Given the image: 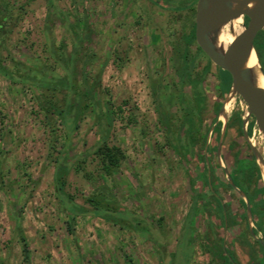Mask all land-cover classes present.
I'll list each match as a JSON object with an SVG mask.
<instances>
[{"label":"rangeland","instance_id":"obj_1","mask_svg":"<svg viewBox=\"0 0 264 264\" xmlns=\"http://www.w3.org/2000/svg\"><path fill=\"white\" fill-rule=\"evenodd\" d=\"M9 1L23 9L18 21L9 22L3 29L5 50L1 49L0 54L7 63L13 57L27 68L32 66L21 56L26 53L34 61L52 65L46 53L47 42L58 50L62 44L66 52L71 50L68 34L53 12L45 32L49 0ZM55 4L70 21L74 20L73 10L80 16H89L95 34L89 52L95 60L87 72L91 79L99 77L94 100L103 111H111L113 122L107 141L122 150L125 160L109 177L101 173L94 156L76 169L74 156L95 149L100 134H104L96 124V108L88 103L86 115L65 144L64 127L57 118L48 122L40 110L39 92L0 76V264H159L162 255L158 244L165 248V262L169 264H178L180 258L183 263L179 264H211L210 254H214L200 235L201 221L195 222L194 236L187 229L190 186L193 184L197 193L207 181L203 180L207 174L198 175L204 164L209 167L206 173L216 169L219 179L225 180L222 170H226L237 182H244L247 189L257 173L242 125L235 121L234 114L239 113L242 119L247 113L238 99L227 113L220 151L223 168L218 164L215 137L221 122H216L217 108L225 96L218 88L217 69L212 64L202 85L205 107L194 120L197 132L193 152L187 157L177 153L179 128L192 110V103L191 89L186 82L180 85L176 69L180 66L178 53L184 36L194 21L195 6L180 11L161 10L150 0H56ZM188 52L192 74L208 66V59L195 53L194 45L188 47ZM82 60L78 56V73ZM222 80L228 81L226 76ZM46 96L51 98L52 94ZM164 118L169 120V127L164 125ZM207 130L212 132L203 145ZM250 139L262 154L263 139L256 127ZM60 152L69 166L63 178L62 197L54 188ZM86 175L101 178L103 189L127 211L126 219L142 218L139 227L146 232L144 236L92 213L87 199L99 195L100 188L91 185ZM202 189L206 191L205 186ZM222 193L226 200L235 199L227 191ZM196 198L201 202L204 196L198 194ZM61 199L87 213L76 214L71 221ZM216 254L217 264H231L228 252Z\"/></svg>","mask_w":264,"mask_h":264},{"label":"trees","instance_id":"obj_2","mask_svg":"<svg viewBox=\"0 0 264 264\" xmlns=\"http://www.w3.org/2000/svg\"><path fill=\"white\" fill-rule=\"evenodd\" d=\"M196 1L197 0H176L174 3L177 4V6L173 9L180 11L187 8H192ZM49 2L51 7L48 9L45 18V32H47L46 30L52 15L51 12H53V16L64 27L65 32L68 34L71 50L66 52V45L64 44H62L61 50H58L51 43L47 42L46 53L52 60L53 64L49 65L45 61H34L31 58L25 56L26 53H22L21 56L24 58V60L26 62H30L32 65L28 68L19 62H15L13 57L10 58L8 62L11 66L10 68L6 59L0 54V76L11 83L30 85L39 92V97L37 98L38 106L40 110L44 112L45 118L48 120V122L51 119L57 118L64 127L66 130L64 138L65 144L70 141V137L78 129L80 122L88 111L89 104L94 106L96 108V124L99 126L102 134H104H100V139L98 140L95 149L88 150L79 156H74L73 159L75 160V164H77L76 169H79V165L81 163H85L89 157L94 156L98 160L99 170L101 173L109 177L117 172L121 163L125 160V156L118 146H111L107 141V136L113 122L111 117L112 113L110 110H107V108H105L106 111H103L100 103L94 100V90L96 85L99 83V77H97L98 79L92 78V80L89 78V72H87L88 65L93 63L95 60L94 55L89 52L91 49H93L92 47L95 38L92 23H90L89 16L87 14L80 16L75 10L72 11L74 20L70 21L68 19V14L56 7V0H49ZM22 9V6L17 5L15 8V5L9 0H0V50H5L1 40V37H3L5 34L3 30L4 27L8 26L9 22H17L19 12L22 11ZM14 11H16V16L14 15ZM246 21L248 20L246 19ZM13 27H15V25ZM45 35L48 34L45 33ZM192 45L195 46V53L204 55L195 43L194 21L191 24V28L184 36V45H181L178 53L180 66L178 69H176L180 85H183L186 82L191 89L190 101L192 103V110L186 114V117L179 128L177 139L178 151L176 150L177 148L174 147L177 153H179V155L181 154L182 157H187L188 154L193 152L192 149L196 142L194 135L197 132L194 120L196 117H199V114L205 107L206 96L204 94L202 85L205 75L209 72V66L211 65L210 61L208 60V66L203 68L201 72L192 74V69L188 64V47ZM253 47L257 55L259 65L264 70V31L257 35L253 42ZM78 56H81L83 59L80 73H78L76 69ZM56 69L60 70L62 74L57 73ZM216 69L218 88L221 94L226 96L230 88V77L226 72L221 71L218 68ZM223 76H226V79H228L227 82L222 80ZM49 93L52 94L51 98L46 96V94L48 95ZM58 94L61 95V98H59ZM179 94L182 96V92ZM219 109L220 106L217 108V111ZM234 117L236 123L241 126L242 119L240 114L236 113L234 114ZM163 122L165 126H170L169 120L167 118H164ZM220 128L221 124L218 123V131ZM253 128L254 122L251 121L247 126V135L249 137ZM208 132L209 130H207L203 137V145L206 143ZM219 133L215 137L216 142H218L220 135ZM201 160H204V158H201ZM254 167L257 173L255 182L257 186H261L260 189L256 190L257 195L264 191V186L255 163ZM207 169H209V167L204 164L202 166V171L198 174L199 177L206 176ZM68 170L69 166L67 162L64 161V153L60 152L56 160L54 172V188L58 197L65 195L63 192V178L67 174ZM86 176L87 180L91 182V185L100 188L99 195L92 196L91 198L87 199V203H89L93 208L92 213L108 223L118 225L121 228H130L144 236L146 232H144V230L139 227L142 218H137V216H134L132 220L126 219L127 211L122 207L117 206L112 193L103 189L101 178L92 179V177H88L89 175ZM203 180H207V178ZM236 185L239 188L247 189V186H245L244 182H236ZM226 186L229 188V183H226ZM61 201L65 206L71 221L73 220V216L76 214L87 213V211H85L82 207L76 206L68 201L66 202L64 199H61ZM125 220H128L127 225L124 224ZM187 225V229H189V218ZM157 247L159 248L160 254L162 255L159 264L171 263L165 262V258L167 256L165 253V248L161 244H158ZM25 249L26 248H24V251H26ZM178 260V264L183 263L181 258Z\"/></svg>","mask_w":264,"mask_h":264},{"label":"water","instance_id":"obj_3","mask_svg":"<svg viewBox=\"0 0 264 264\" xmlns=\"http://www.w3.org/2000/svg\"><path fill=\"white\" fill-rule=\"evenodd\" d=\"M243 17H246V26L242 25ZM238 20L236 28L238 32L230 29L232 40L228 44L218 47L217 40L223 27ZM264 31V0H197L194 16V36L196 46L206 56L212 65L226 72L230 77V88L218 112L216 122H221V130L217 143V160L221 164V145L226 131L228 117L226 106L238 99L247 111L242 117V132L244 140L249 147L256 165L259 169L264 186L262 168H264V156L260 154L247 135L248 122L251 119L257 128L264 144V89L257 86L256 79L261 77L264 81V70L260 67L255 53L253 42L257 35ZM257 61V71L249 67L251 57ZM210 130L207 139L210 138ZM229 185L243 198L246 205V214L251 227L250 206L245 194L236 189L226 173ZM264 249V242L260 241Z\"/></svg>","mask_w":264,"mask_h":264},{"label":"flooded vegetation","instance_id":"obj_4","mask_svg":"<svg viewBox=\"0 0 264 264\" xmlns=\"http://www.w3.org/2000/svg\"><path fill=\"white\" fill-rule=\"evenodd\" d=\"M150 1L153 6L161 10H172L177 5L174 3L176 0ZM243 19L242 25L246 26V17ZM215 170L213 168L208 170L207 181L201 186L199 192L196 193L193 186H190L189 235L194 236L195 222L199 219L201 221L200 235L203 236L206 247H209L208 251L212 250L214 254H210L211 264L219 263L218 254H216L219 251L228 252L231 264H264V249L260 243V241L264 242V191L256 195V190L260 189L256 182H253L250 189L239 188L233 174H228L248 200L252 222L250 227L243 198L232 190L231 186L229 188L226 186V183H229L226 177L228 172L222 170L226 179L221 180ZM204 186L205 192L202 189ZM223 190L227 191L228 195L229 193L234 195L235 199L226 200ZM198 194L204 196L201 202L196 198ZM254 195L256 196L253 197Z\"/></svg>","mask_w":264,"mask_h":264},{"label":"bare ground","instance_id":"obj_5","mask_svg":"<svg viewBox=\"0 0 264 264\" xmlns=\"http://www.w3.org/2000/svg\"><path fill=\"white\" fill-rule=\"evenodd\" d=\"M235 23H238V20L234 21L231 25L228 24L222 28V30L219 34L218 40H217V46L218 47H222V46L228 44V42H230L232 40L233 37H232V34L230 33L231 28L233 29V31H236V32L239 31V29L236 28ZM249 67L252 69H255L257 71V61H256V58L254 56H252L250 59ZM256 84H257V86L264 89V81L261 77L258 76V78L256 79ZM231 104H232V100L226 106V112H228V110L232 107ZM262 155L264 156V149L262 150ZM261 170H262V176L264 178V168H262Z\"/></svg>","mask_w":264,"mask_h":264}]
</instances>
